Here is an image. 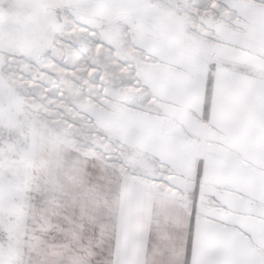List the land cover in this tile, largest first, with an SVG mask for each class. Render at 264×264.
Wrapping results in <instances>:
<instances>
[{
  "label": "snow or ice",
  "instance_id": "1",
  "mask_svg": "<svg viewBox=\"0 0 264 264\" xmlns=\"http://www.w3.org/2000/svg\"><path fill=\"white\" fill-rule=\"evenodd\" d=\"M0 264H264V0H0Z\"/></svg>",
  "mask_w": 264,
  "mask_h": 264
}]
</instances>
